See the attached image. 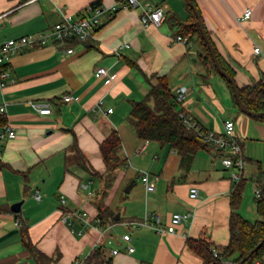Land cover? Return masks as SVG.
Listing matches in <instances>:
<instances>
[{"label": "crops", "instance_id": "crops-1", "mask_svg": "<svg viewBox=\"0 0 264 264\" xmlns=\"http://www.w3.org/2000/svg\"><path fill=\"white\" fill-rule=\"evenodd\" d=\"M92 1L0 0V45L10 38L47 31L63 14L79 17ZM147 1L162 9L158 25H143L141 6L124 8L121 0H100L101 21L90 41L29 45L11 55L7 85L0 89L4 126L15 131L12 138H0V264H38L23 245L21 222L27 224L30 240L51 258L42 264H74L95 248L103 250L109 264H203L187 247V239H204L213 246L228 243L234 182L214 148L199 150L188 170L166 145L161 149L162 161L141 169L129 165L139 174L149 172L154 189L148 191L141 183L142 193L118 205V187L132 180L136 184L133 173L121 167L145 142L127 120L131 101L142 99L158 76H166L173 93L179 86L186 88L178 108L203 131L219 132L225 119L234 120V134L246 161L238 212L250 221L262 220L254 190L264 170V117L239 110L225 81L202 63L204 47L199 40L194 37L185 44L174 39L165 18L175 12L186 19L189 12L183 0H139L140 4ZM195 1L215 48L234 69L237 85L264 82V0ZM247 7L250 17L240 20ZM99 66L115 73L113 81L104 83L95 76ZM64 94L73 99L64 102ZM100 99L112 112L95 108ZM33 102H49L51 113L39 114ZM113 130L121 140L117 156L124 164L108 171L99 144ZM73 140L97 174L77 164ZM150 142L156 152L153 141L146 142V150ZM114 170L105 189L106 173ZM95 177L100 178L97 189L93 187ZM191 186L198 188L196 198L189 196ZM36 191L40 200L33 196ZM18 201L20 209L13 212L10 207ZM74 209L86 211L88 217L86 222L72 220L71 228L61 221V215ZM100 209L114 213V221L106 217L96 228L93 224ZM152 213L159 217L158 222L149 219L153 226L131 224ZM173 213L188 216L174 232H168ZM125 233L130 235L132 252L122 239ZM113 249L119 252L113 254ZM219 264H233L232 257Z\"/></svg>", "mask_w": 264, "mask_h": 264}, {"label": "trees", "instance_id": "trees-1", "mask_svg": "<svg viewBox=\"0 0 264 264\" xmlns=\"http://www.w3.org/2000/svg\"><path fill=\"white\" fill-rule=\"evenodd\" d=\"M123 0H121L122 2ZM189 15L186 19L180 18L175 12L166 14L165 21L173 29L174 35L188 37L189 41L196 38L204 47V53L201 55L202 63L207 68L218 74L214 67L211 55L209 53L206 42L199 30L197 19L191 7V2L197 7L195 0H183ZM92 8L100 6V0H94L90 3ZM202 18V17H201ZM203 20V19H202ZM205 28V25H204ZM206 33L214 47L216 56L221 67L235 80L234 69L221 57L210 37L209 31L205 28ZM90 38H86L81 42H88ZM80 42L77 37H69L65 40V44ZM219 75V74H218ZM231 91L233 101L236 104L230 83L220 76ZM236 82V80H235ZM238 86V85H237ZM239 94L245 106L254 112H264V82L262 79L252 81L244 87H239ZM174 93L172 92L166 76H158L155 84H150L147 94L140 100L131 101V109L127 117L128 122L133 127L137 137L141 140L153 141L159 143L160 146H167L170 150L176 152L180 157L181 166L188 170L194 155L201 149L212 148L211 145L205 143L202 137L194 129L188 128L181 117L182 111L178 108ZM264 117V115H260ZM6 124L5 115L0 112V127ZM121 144L119 134L116 130L110 134L99 144V150L105 162L108 171L116 169L124 164V160H120L117 156V149ZM72 148L77 158V164L89 174L95 175L97 172L89 163L86 155L77 147L76 141L73 140ZM258 188L260 196L257 198L256 207L260 215L264 213V170L260 172L258 177ZM244 180L240 179L234 182L230 192V216H229V240L224 246H213L211 242L201 239H187V247L196 253L203 264H219L221 260L232 257L233 264L237 263L245 256L247 259L242 264H254L259 261L264 264V240L259 245L263 234L264 224L262 220L250 221L238 212V207L243 191ZM18 215V213H15ZM98 217L103 220L109 218L114 221V213L106 209H100ZM20 236L23 245L29 251V254L38 264L47 263L51 258L40 251L30 240L28 235V226L21 222ZM216 251V256L213 255ZM110 260L105 257L101 248H95L81 264H109Z\"/></svg>", "mask_w": 264, "mask_h": 264}, {"label": "built area", "instance_id": "built-area-1", "mask_svg": "<svg viewBox=\"0 0 264 264\" xmlns=\"http://www.w3.org/2000/svg\"><path fill=\"white\" fill-rule=\"evenodd\" d=\"M137 6L142 7L141 22L143 25L147 26L149 24L158 25L162 22L163 12L160 7L154 6L150 1L140 4L139 0H123L122 7L134 8ZM103 9L100 6L91 7L89 6L85 13L79 17H74L70 14H63L60 20L52 25V27L47 31H39L33 34H26L16 38H10L7 41L3 42L0 45V89H3L7 85V75H8V64L10 57L15 52L23 50L26 46L29 45H46L49 42L51 43H64L65 40L69 37H77L78 40L83 41L86 38H90L94 35L96 28L100 25V15L102 14ZM251 15V9L245 8L242 15L239 17L240 20L248 19ZM175 40L182 41L185 44L189 43L188 37H182L180 35L174 36ZM67 52H72L71 48L66 50ZM259 48L255 47L254 52H258ZM94 74L96 77L101 78L104 83H110L115 77V73L108 71L106 67L99 66L95 69ZM186 94V88L184 86H179L174 91V97L177 102L183 100ZM73 99L71 94H64L62 100L64 102H69ZM33 108L39 114H50L51 104L49 102L31 103ZM95 108L103 113L112 112V107H106L104 100L100 99L97 101ZM0 112L4 114L3 107H0ZM184 124L191 129H194L202 137L203 141L212 146L220 154L221 162L223 166L230 170L231 179L233 182L239 181L243 176V171L245 169L246 161L242 153V147L238 138L234 134L235 123L234 120L227 118L223 121V128L219 132L215 131H203L198 127L196 121L191 116L180 114ZM15 136V131L8 127L4 126L0 131V138L8 137L12 138ZM146 140L142 143L137 149L136 153L138 155H144L146 152ZM150 173L143 171L141 174V180L144 183L146 189L151 191L154 189V186L150 183ZM254 194L256 198L260 196L259 188H255ZM34 198L40 200L41 194L36 191L34 193ZM189 196L191 198H196L198 196V188L196 186H191L189 189ZM61 203H64V198L61 196ZM188 216V213L180 214L173 213L170 218V223L167 226L168 232H174L175 227L183 219ZM87 213L84 210L74 209V210H65L62 212L61 221L67 223L71 228H73L72 220H80L83 222L87 221ZM152 219L159 221V217L152 213L150 215H145L141 220L131 221L133 225H149L153 226L152 222H148ZM16 223L20 224V219L17 217ZM102 225V220L100 218L95 219L94 227L98 228ZM111 226V225H110ZM157 232H160L159 227H155ZM122 239L127 243V251L132 252L133 247L129 244L130 235L123 234ZM119 251L113 249L112 253L116 254ZM213 255L216 256V251H213ZM82 260L77 259L74 261V264H81ZM257 264V263H255Z\"/></svg>", "mask_w": 264, "mask_h": 264}, {"label": "rangeland", "instance_id": "rangeland-1", "mask_svg": "<svg viewBox=\"0 0 264 264\" xmlns=\"http://www.w3.org/2000/svg\"><path fill=\"white\" fill-rule=\"evenodd\" d=\"M151 143L152 142H150V144L147 145V150H146V154L145 155H138L136 153V150H135L133 155H131L129 157V159L128 158L125 159L124 167H121V169L124 170V171H128V173H131V174L133 173L132 177H133V179L136 182V184H135L136 186L133 185L134 187H133V191L132 192L131 191H128V192L125 191V188L130 183V181L128 183L124 184V185L122 183L118 187V189H117V200H118V205L119 206L123 205L122 201L124 199H127V198L131 197L134 193H142V188H141L142 186L141 185L142 184L144 185V183L141 180L142 172H141V174H139V172L133 170V168H131V166H129V165L137 164L138 169H141L142 168L141 166L148 167L150 163H154L155 161H162L161 159H163V158H162V155H161V153H162L161 149H163L164 146L162 147V146H160L159 143L153 142L156 145V147H157L156 148V152H155V150H153L152 147H151ZM153 154H157V159L153 158ZM116 170L106 173L107 176H105V186H106L105 189L109 188V185L112 182L114 175L116 174V172H115ZM93 179H94L93 187L95 189H97L99 187L100 178L99 177H97V178L95 177Z\"/></svg>", "mask_w": 264, "mask_h": 264}, {"label": "water", "instance_id": "water-1", "mask_svg": "<svg viewBox=\"0 0 264 264\" xmlns=\"http://www.w3.org/2000/svg\"><path fill=\"white\" fill-rule=\"evenodd\" d=\"M191 7L194 11V14L196 16V19H197V24H198V27H199V30L202 34V37L204 39V41L206 42L207 44V47H208V50H209V53L211 55V58H212V61H213V64H214V67L216 68L218 74L222 77H224L231 85V88H232V91H233V94H234V97L236 99V104H237V107L239 108V110L247 115H252V116H260V115H264V112H254V111H251L249 110L245 104L243 103L242 99H241V96L239 94V89H238V86H237V83L235 82V80L221 67L219 61H218V58L216 56V53H215V50H214V47L209 39V36L208 34L206 33L205 31V28H204V23H203V20L199 14V12L196 10L194 4L191 2ZM133 180L130 181V183L127 185V187L125 188V191L128 192L130 190V188L132 187L133 185ZM20 205H21V201H18V202H15L11 205V210L13 212H18L19 209H20ZM115 218H118V215L115 216ZM262 222L264 224V213L262 215ZM264 240V234H263V237L259 243V245L263 242ZM247 259V256H245L243 259H241L240 261H238L237 263L235 264H242L244 262V260Z\"/></svg>", "mask_w": 264, "mask_h": 264}]
</instances>
